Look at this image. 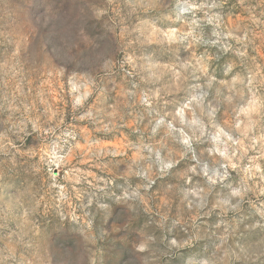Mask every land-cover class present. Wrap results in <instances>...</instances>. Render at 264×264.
<instances>
[{"label": "rangeland", "instance_id": "rangeland-1", "mask_svg": "<svg viewBox=\"0 0 264 264\" xmlns=\"http://www.w3.org/2000/svg\"><path fill=\"white\" fill-rule=\"evenodd\" d=\"M0 264H264V0H0Z\"/></svg>", "mask_w": 264, "mask_h": 264}]
</instances>
